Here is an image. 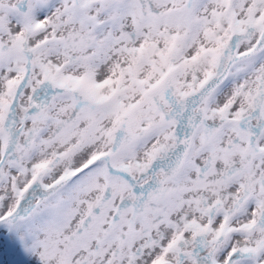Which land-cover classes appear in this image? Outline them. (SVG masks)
<instances>
[{
	"label": "snow or ice",
	"instance_id": "snow-or-ice-1",
	"mask_svg": "<svg viewBox=\"0 0 264 264\" xmlns=\"http://www.w3.org/2000/svg\"><path fill=\"white\" fill-rule=\"evenodd\" d=\"M0 264H264V0H0Z\"/></svg>",
	"mask_w": 264,
	"mask_h": 264
}]
</instances>
